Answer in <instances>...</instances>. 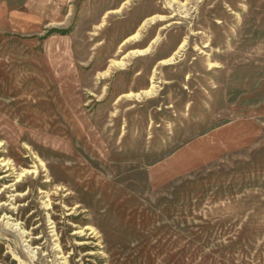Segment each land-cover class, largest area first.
I'll list each match as a JSON object with an SVG mask.
<instances>
[{
	"label": "rangeland",
	"instance_id": "1",
	"mask_svg": "<svg viewBox=\"0 0 264 264\" xmlns=\"http://www.w3.org/2000/svg\"><path fill=\"white\" fill-rule=\"evenodd\" d=\"M0 264H264V0H0Z\"/></svg>",
	"mask_w": 264,
	"mask_h": 264
}]
</instances>
